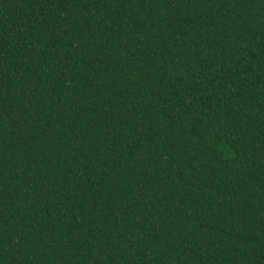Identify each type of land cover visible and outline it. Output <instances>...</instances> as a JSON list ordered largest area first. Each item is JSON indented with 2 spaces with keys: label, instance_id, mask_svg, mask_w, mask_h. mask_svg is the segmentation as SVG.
Here are the masks:
<instances>
[{
  "label": "trees",
  "instance_id": "16d2710c",
  "mask_svg": "<svg viewBox=\"0 0 264 264\" xmlns=\"http://www.w3.org/2000/svg\"><path fill=\"white\" fill-rule=\"evenodd\" d=\"M0 264H264V0H0Z\"/></svg>",
  "mask_w": 264,
  "mask_h": 264
}]
</instances>
